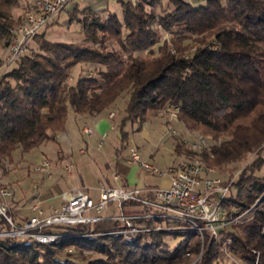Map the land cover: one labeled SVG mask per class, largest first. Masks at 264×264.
<instances>
[{"label": "trees", "instance_id": "obj_1", "mask_svg": "<svg viewBox=\"0 0 264 264\" xmlns=\"http://www.w3.org/2000/svg\"><path fill=\"white\" fill-rule=\"evenodd\" d=\"M193 1L169 0L173 9L158 17L146 11L148 0L133 4L118 0L120 19L108 14L100 20L85 7L78 23L83 41L96 48L51 42L43 32L37 34L31 42L36 52L30 49L15 69L0 77V170L11 165L16 148L25 153L54 141L63 129L67 107L78 121L85 120L109 111L122 94L126 100L117 126L120 140L126 137L125 123L136 124L139 130L155 113L177 107L179 122L214 140L212 158L205 152L201 155L209 165L237 162L264 145V0ZM21 4L0 0L2 49L20 17L14 18L12 12ZM156 20L171 37L155 53L153 48L161 41L153 30ZM107 39L116 40L117 51L105 50ZM192 44L195 49L181 56ZM81 63H96L103 69L94 77L85 75L74 85L66 84L69 70ZM181 147L175 145L177 151ZM250 168V177L241 175L233 183L224 206L235 204L245 212L261 200L249 218L234 225L237 232L222 237H231L228 249L244 264H254L256 257L257 264H264V178ZM117 226L110 220L76 225L50 245L3 240L0 264H180L185 255L199 253L200 239L188 230L179 232L180 242L173 249L165 242L166 232L151 234L150 241L139 236L131 243L112 234L94 235ZM221 247L209 243L203 263L215 260ZM67 248L102 258L76 260L65 253L58 259Z\"/></svg>", "mask_w": 264, "mask_h": 264}, {"label": "rangeland", "instance_id": "obj_2", "mask_svg": "<svg viewBox=\"0 0 264 264\" xmlns=\"http://www.w3.org/2000/svg\"><path fill=\"white\" fill-rule=\"evenodd\" d=\"M30 1L31 0H21V6L12 12L13 17H19L25 9L24 5L29 4ZM195 1L196 0H194L193 3H195ZM205 1L206 0H201L200 2L204 3ZM221 1L225 2V0ZM148 4L149 5L145 6L146 11L157 17L173 9L169 0H148ZM84 6H88L91 10L107 7V14L116 15L118 19L121 18V9L118 2L115 3L111 0H85V3L80 6V9H76L71 13V20L74 22L73 25L75 27L73 31L75 32H79L76 23L83 17L81 14L83 8L81 7ZM72 8L73 4H68L65 9L57 15V24L45 30V38H49L52 32L58 31V26H63L64 28L68 21L67 13L70 12ZM93 13L98 16L100 20H103L107 15ZM153 30L158 33L161 39L153 48V52L156 53L158 48L165 40H168L171 35L163 30L158 24V20L153 24ZM97 38H101L99 34H97ZM69 43L92 46L93 48L98 47L96 44L83 41L82 34L79 35L78 38H73V41ZM188 43H184V45ZM2 46V42L0 41V55ZM104 48L106 51H117L118 46L116 40L107 39L104 41ZM30 49L31 52H36V45L31 43ZM194 49L195 45L192 44L190 51L183 53L181 56L188 55ZM170 52L173 55H179L174 49H170ZM102 69L103 68L96 63L77 64L69 70L66 84L74 85L81 76L86 75L94 77L95 72ZM125 100L126 96L124 94L120 95L115 100L112 108L105 112V114L108 112L113 114L111 118L113 122L112 129L110 128V121L105 116L97 119L99 122L98 125L86 121L85 123L91 128L93 133L90 137H85L80 133L82 122H79L78 119L74 117L71 109L67 107L63 129L56 134L54 141L42 143L37 148L25 153H22L18 148L12 152L11 165H3V170H0V185L10 190L13 195L12 198L14 199L11 198L7 200V205L8 211L15 221L24 220L30 215L28 206L33 204V200L36 201V199L37 202L41 203L39 204L40 208L47 211L50 207H56L58 205V196L63 192L85 189L88 194L94 198L97 195L99 186L104 184L105 178H102V176L109 177L114 172L118 173L123 178H132L135 183L137 182L136 184L139 183L140 179H143L148 183H157L159 187L165 186L166 178L164 176H153L139 167V165L129 164L125 161L130 149H134L137 152L141 162H147L161 172H164L165 169L171 165L187 161L192 157L193 153L190 150V144L194 141L196 136H203L204 134L187 129L177 118H174L172 121L169 120V113L165 110L159 111L155 113V116L149 117L139 130L136 124L131 125L125 123L122 127V131L126 133V137L120 140L117 126L123 117L122 110ZM163 127H167L170 131L173 130L175 134H165ZM204 137L208 140V147L204 152L208 153L215 142L211 137ZM220 141L221 139H219L216 144L220 143ZM176 144H180L183 147L177 151L175 148ZM263 147L264 145L246 154L237 162L220 167L213 166L216 175L227 184L230 183L232 187L233 183L236 182L241 175L250 177L251 173L249 174L248 172L252 165L253 168H255V171H253L254 174L264 178V153L261 151ZM204 152H202V154ZM42 159L48 160L50 163L48 169L50 178H46L45 173H36L32 170ZM68 164L70 165L69 174L64 168V166ZM127 184L128 187L133 186L132 184ZM260 200L261 199L255 200L252 207L245 212L235 204H231L229 207L223 205L225 209L233 210L234 217H238L235 223L226 228V233L237 232L238 230L234 225H239L245 218H249L254 207L258 205ZM46 204L47 206H45ZM113 222H116L119 228V222L115 220ZM173 227L174 225L169 223L165 226L167 231H163L168 234L165 242L170 249H173L180 242V237H178V235L179 232L182 231H168ZM117 229H113L111 232ZM111 232L94 235H109ZM151 234L153 233L140 236H146L145 238L150 241ZM222 236L219 241L210 239L208 235H205L203 239L198 236L200 239L199 253L196 256L185 255L183 257V262L180 264H244L243 261L239 259V255L236 256L235 253H230L228 249V245L232 244L231 237L225 238ZM120 240L122 241L121 238ZM211 242L223 244V247L220 248V253L215 260L203 263L204 255ZM211 251H213V249ZM65 253H68L70 258L76 260L83 259L86 261L102 258L98 253L84 249L74 250L73 248H67L60 251L58 259H64ZM254 264H257V257Z\"/></svg>", "mask_w": 264, "mask_h": 264}, {"label": "built area", "instance_id": "obj_3", "mask_svg": "<svg viewBox=\"0 0 264 264\" xmlns=\"http://www.w3.org/2000/svg\"><path fill=\"white\" fill-rule=\"evenodd\" d=\"M72 0H33L23 10L16 25L9 29V40L0 56V77L17 67L20 58L30 52L33 38L54 22L56 16ZM169 120L176 118L177 107H167ZM112 113L107 115L111 119ZM165 134H175L163 127ZM81 135L90 137L92 130L81 123ZM103 137V136H102ZM207 138L196 136L190 144L192 157L161 172L147 162H141L134 149H130L127 163L139 165L153 176H164L163 187H128L120 183L117 173L111 175L114 185H100L96 197L85 189L63 192L58 196V205L47 211L38 203L29 206L30 215L15 221L7 214V200L12 198L10 190L0 185V241H29L37 245H50L65 238V229L76 225H92L103 220L118 221L120 226L110 234L131 243L140 235L167 231L169 223L174 227L168 231L188 230L197 236L208 235L219 241L226 228L238 220L233 210L223 207L231 184L215 173L213 166L201 156ZM212 157L211 152H208ZM69 164L65 165L69 174ZM48 160L42 159L33 172L47 173ZM49 175V174H48Z\"/></svg>", "mask_w": 264, "mask_h": 264}, {"label": "crops", "instance_id": "obj_4", "mask_svg": "<svg viewBox=\"0 0 264 264\" xmlns=\"http://www.w3.org/2000/svg\"><path fill=\"white\" fill-rule=\"evenodd\" d=\"M31 1H33V0H31ZM30 1V2H31ZM111 1H113V2H115V3H117L118 2V0H111ZM121 1H128V2H130V3H135V1L136 0H121ZM196 1H199V0H196ZM201 1V0H200ZM199 1V2H200ZM29 2V3H30ZM85 3V0H72V1H70L68 4H73V8H72V10L70 11V12H68L67 13V15H68V21L66 22V25L64 26V28H63V26H58L59 28H58V31H55V32H52L51 34H50V36H49V38H47L49 41H51V42H65V43H69V42H72L73 41V38H78V36L79 35H81V27H80V25L78 24V23H76L77 24V26H78V28H79V32H75V31H73L74 29H75V27H74V25H73V21L71 20V13L72 12H74L76 9H80V6L82 5V4H84ZM119 3V2H118ZM67 4V5H68ZM66 5V6H67ZM65 6V7H66ZM65 7L63 8V10L65 9ZM85 7H88V6H84V7H81V8H85ZM89 8V7H88ZM90 9V8H89ZM62 10V11H63ZM91 10V9H90ZM92 12H95V13H98V14H100V15H105V14H107V7H104V8H100V9H96V10H92ZM108 15V14H107ZM106 15V16H107ZM57 17V16H56ZM55 24H57V20H56V18H55V20H54V22L53 23H51L49 26H47L44 30H42V32L44 33V35H45V30L46 29H48V28H51L52 26H54ZM74 28V29H73ZM4 53V49H2V52H1V55ZM0 55V56H1ZM109 113V112H108ZM108 113H106L105 114V112L104 113H100V114H98L97 116H95V117H92V118H87V119H85V120H80L79 122H86V121H89V122H91L92 124H94V125H98V120L97 119H99V118H101V117H106L107 119H108V117H107V114ZM109 121H110V128L112 129V125H113V122H112V120L111 119H108ZM143 124H145V123H143ZM142 124V125H143ZM141 125V126H142ZM127 158V157H126ZM126 161V160H125ZM127 162V161H126ZM115 173V172H114ZM46 174V178H50V174L47 172V173H45ZM49 174V175H48ZM118 174V173H117ZM119 175V174H118ZM120 176V183L121 184H123V185H125V186H127L128 184L127 183H129V184H132L133 186H137V187H142V186H158V184L157 183H148V182H146L145 180H143V179H140L139 180V183L138 184H136L135 183V181L132 179V178H123L121 175H119ZM102 178H105L104 179V184L103 185H107V186H112V185H114L113 184V182H112V180L110 179L111 178V176H109V177H103L102 176ZM107 178H109V179H107ZM166 178V177H165ZM167 185V178H166V184H165V186ZM13 196V195H12ZM38 196V195H37ZM37 196H36V198H37ZM35 198V199H36ZM12 199H14V198H12ZM38 203V204H41L40 202H37V199H36V201L35 200H33V204L34 203ZM45 204V203H44ZM32 205V204H31ZM30 206V205H29ZM29 206H28V208H29ZM45 206H47V204L45 205Z\"/></svg>", "mask_w": 264, "mask_h": 264}]
</instances>
